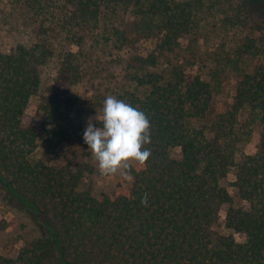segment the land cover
Segmentation results:
<instances>
[{
    "label": "trees",
    "instance_id": "1",
    "mask_svg": "<svg viewBox=\"0 0 264 264\" xmlns=\"http://www.w3.org/2000/svg\"><path fill=\"white\" fill-rule=\"evenodd\" d=\"M253 6L264 13V0H0V195L39 233L0 264L53 253L58 264H264V28ZM48 67L46 122L72 104L58 81L86 76L95 127L109 95L147 115L152 155L130 169L128 195L81 191L89 163L36 154L24 116ZM68 139L58 130L42 146L57 156ZM224 207L231 234L217 230Z\"/></svg>",
    "mask_w": 264,
    "mask_h": 264
},
{
    "label": "rangeland",
    "instance_id": "2",
    "mask_svg": "<svg viewBox=\"0 0 264 264\" xmlns=\"http://www.w3.org/2000/svg\"><path fill=\"white\" fill-rule=\"evenodd\" d=\"M253 18L264 28V13L258 11L256 6L251 7ZM258 28V27H257ZM258 35L260 38H264V29L258 28ZM230 34L229 38L226 37V44L232 37ZM240 35H244L242 31ZM213 41L218 42L219 40L224 41L219 34H212ZM73 50H77L76 45L72 46ZM57 73L50 67L44 70V81L41 91L38 95L34 96L29 106L26 109L24 120L26 123L33 124L37 128L38 132V148L36 154L38 157L45 159L47 163H58L59 165L65 163H89L90 170L83 173V177L79 183V190L87 191L94 196L100 197L102 195H110L112 197L118 195H128L130 193V187L133 180V176L130 173V169L140 170L144 165H140L138 162H130L129 169H122L114 174H104L99 169L98 161L95 159L92 152L89 150V146L83 139L84 131L87 127L88 120L95 119L98 115H94L90 112V103L88 102L91 97V92H87V76L82 78L81 83L75 85H68L66 82H59L56 84L62 87V93H64V99L71 97L72 104H68V108H65L64 113L59 116L56 120L46 122L44 119L43 112L40 109V95L45 93L47 87L52 90L53 81L52 78L56 77ZM112 81L113 86L117 87L122 84L123 80L109 79ZM64 130L66 138L69 139L63 143L58 149L57 156L47 155L43 148L45 139L53 134V132ZM258 136L255 134L251 143L246 146L247 153H255L256 143ZM175 152H179L180 149H174ZM91 154L88 155L87 153ZM131 176V179H127L126 175ZM234 180V175L230 173L223 183L228 186L232 195H234L231 183ZM235 204L240 205L241 201L235 199ZM226 207L221 211V219L219 221V227L217 230L220 232L231 234L232 232L225 228L224 220L226 216ZM38 227L31 217V215L24 209H21L15 205H12L4 200L3 196L0 195V263L4 258L10 260H16L18 253L26 241L33 239L38 236ZM235 238L238 241H242L243 237L234 233ZM10 264V263H6ZM11 264H24L22 261L14 262ZM46 264H58L57 254L53 253L50 258L46 261Z\"/></svg>",
    "mask_w": 264,
    "mask_h": 264
},
{
    "label": "clouds",
    "instance_id": "3",
    "mask_svg": "<svg viewBox=\"0 0 264 264\" xmlns=\"http://www.w3.org/2000/svg\"><path fill=\"white\" fill-rule=\"evenodd\" d=\"M101 124L102 127H95L89 120L83 139L102 173L114 174L129 169L132 161L144 165L150 159L151 150L144 146L151 143V123L139 108L109 95L103 102ZM141 203L147 206V193Z\"/></svg>",
    "mask_w": 264,
    "mask_h": 264
}]
</instances>
